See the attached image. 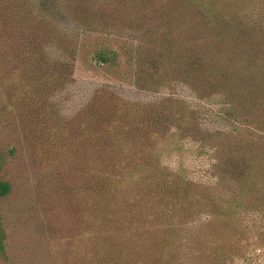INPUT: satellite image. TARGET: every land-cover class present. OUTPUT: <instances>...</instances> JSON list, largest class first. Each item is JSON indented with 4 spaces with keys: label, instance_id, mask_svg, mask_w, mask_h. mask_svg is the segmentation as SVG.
I'll use <instances>...</instances> for the list:
<instances>
[{
    "label": "trees",
    "instance_id": "1",
    "mask_svg": "<svg viewBox=\"0 0 264 264\" xmlns=\"http://www.w3.org/2000/svg\"><path fill=\"white\" fill-rule=\"evenodd\" d=\"M81 56L114 80L73 112ZM0 130L52 141L41 180L72 208L34 264H234L264 246V0H0Z\"/></svg>",
    "mask_w": 264,
    "mask_h": 264
},
{
    "label": "rangeland",
    "instance_id": "2",
    "mask_svg": "<svg viewBox=\"0 0 264 264\" xmlns=\"http://www.w3.org/2000/svg\"><path fill=\"white\" fill-rule=\"evenodd\" d=\"M114 78L103 68L94 66L84 57H79L74 73V99L69 105L68 111H77L89 92L100 82H110ZM187 95L185 92H181ZM137 93L138 98L149 99L154 95ZM187 99L191 100L187 95ZM47 104V103H46ZM50 112V110H47ZM72 112V113H73ZM16 120L18 118L16 116ZM19 122V121H18ZM26 141H18L12 136V132L0 130V148L7 152L11 146L17 147V153L6 159L0 172V179L11 184V193L2 204L7 215L10 231H8V260L4 264H34L33 249L35 253H41L45 248L47 235L44 232L46 224L52 221V225L58 222L59 230L55 237H63V242L71 238V205L56 199V194L50 189V181L41 180L43 174L51 171L50 161L45 157L47 149H51L52 141L46 140L45 146L34 145L31 148ZM30 144V143H29ZM185 165L194 170V148L186 147L184 152ZM41 169V174H40ZM67 164L62 165L64 174L68 172ZM41 175V176H40ZM53 238V239H54ZM50 242L48 243L49 246ZM21 258V259H20ZM22 258H26V261ZM32 258L34 261H32ZM32 261V262H30ZM234 264H264V246H254L242 259H237Z\"/></svg>",
    "mask_w": 264,
    "mask_h": 264
}]
</instances>
